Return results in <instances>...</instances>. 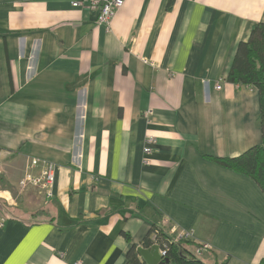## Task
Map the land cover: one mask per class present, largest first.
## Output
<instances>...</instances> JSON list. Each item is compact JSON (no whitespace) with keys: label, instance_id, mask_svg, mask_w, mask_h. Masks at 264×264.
<instances>
[{"label":"crops","instance_id":"1","mask_svg":"<svg viewBox=\"0 0 264 264\" xmlns=\"http://www.w3.org/2000/svg\"><path fill=\"white\" fill-rule=\"evenodd\" d=\"M73 1L0 0V264H126L153 225L261 264L264 192L209 156L262 143L258 90L227 75L264 0H126L110 28ZM33 157L52 197L19 187Z\"/></svg>","mask_w":264,"mask_h":264},{"label":"trees","instance_id":"2","mask_svg":"<svg viewBox=\"0 0 264 264\" xmlns=\"http://www.w3.org/2000/svg\"><path fill=\"white\" fill-rule=\"evenodd\" d=\"M227 80L258 90L262 143L236 157L209 156V158L227 169L252 178L264 192V22L255 23L249 39L238 45ZM1 186L11 187L0 178ZM125 235L130 239L127 233ZM154 245L166 250V257L170 260L167 264H209L201 256L203 251H208L217 260L213 249H202V243L195 237L176 243L170 235L169 228H163V226L153 225L141 243V247L144 248H152ZM138 247L135 244L131 245L126 254V264H148L139 255ZM261 264H264V261Z\"/></svg>","mask_w":264,"mask_h":264},{"label":"built area","instance_id":"3","mask_svg":"<svg viewBox=\"0 0 264 264\" xmlns=\"http://www.w3.org/2000/svg\"><path fill=\"white\" fill-rule=\"evenodd\" d=\"M126 0H76L73 1L75 7L89 9L97 15V22L110 28L113 19L118 11L125 5ZM225 80H221L217 84V89H221ZM155 142L153 137L147 139L145 152L152 151L151 144ZM36 169H38L36 172ZM57 166L54 162L47 159L33 157L28 161L26 172L20 181L21 191H25L31 187L45 189L48 197L53 196L52 187L56 178ZM4 224V219L0 216V225ZM170 235L174 242L180 243L195 237L192 230L179 228L176 225L169 227ZM159 247V246H158ZM202 249H211L208 243H202ZM163 257H166V250L160 249Z\"/></svg>","mask_w":264,"mask_h":264},{"label":"water","instance_id":"4","mask_svg":"<svg viewBox=\"0 0 264 264\" xmlns=\"http://www.w3.org/2000/svg\"><path fill=\"white\" fill-rule=\"evenodd\" d=\"M138 253L148 264H167L170 261L162 256L157 245L152 248L138 247Z\"/></svg>","mask_w":264,"mask_h":264}]
</instances>
